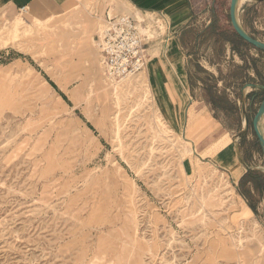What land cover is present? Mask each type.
I'll use <instances>...</instances> for the list:
<instances>
[{
  "label": "rangeland",
  "instance_id": "rangeland-1",
  "mask_svg": "<svg viewBox=\"0 0 264 264\" xmlns=\"http://www.w3.org/2000/svg\"><path fill=\"white\" fill-rule=\"evenodd\" d=\"M230 2L188 0L177 28L126 0H85L49 18V36L0 6V264H264V151L252 125L264 51L232 36ZM108 11L133 15L147 43L146 69L122 81L100 63ZM238 13L264 41V0ZM18 16L29 23L16 29ZM174 35L190 102L223 125L211 149L196 142L205 116L187 124L186 102L176 113L149 78ZM224 146L256 174L241 184L245 174L216 158Z\"/></svg>",
  "mask_w": 264,
  "mask_h": 264
},
{
  "label": "crops",
  "instance_id": "crops-1",
  "mask_svg": "<svg viewBox=\"0 0 264 264\" xmlns=\"http://www.w3.org/2000/svg\"><path fill=\"white\" fill-rule=\"evenodd\" d=\"M83 1L85 0H0V6L6 5L8 9L13 11H21L22 8H25L27 14L31 18L46 20L67 13L68 11L83 3ZM126 1L130 7L140 9L141 11L151 10L161 11V13H165L173 19V22H178L177 28H181L186 23V17L189 14L188 0ZM176 37L178 36L174 35L175 40H173L175 44V48L173 49L175 51V55L170 56L168 48L167 54H165V58L158 57L157 59H155L154 62L157 71L155 72V74H151L149 65V78L151 82L154 83V86L152 85L154 87V90L156 91L157 89H160L162 91V96L167 97L169 99V102H171L174 107L176 105L177 108L173 109V111H176V113L182 110L181 106H183L186 102L184 110L186 109V115H190V118H188L189 115L187 116V124L189 122V124H192L193 126L194 124H200L204 121H207L205 122V124H202V127H208L210 129L205 133L202 132L203 134L200 133V135L197 136L196 142H198V144L200 145L207 143L208 147L210 146L209 149H211L214 145L216 146L220 143L221 140H223L222 136L224 135L219 133H217L216 135L213 134L215 128H219L220 126V128L222 129L223 125L217 120H212L207 114L199 115L201 112V104L193 105V103L190 102L191 97H188L185 87V82L188 85V75L183 70L184 54L181 51L180 43L178 42L179 40H177L178 38ZM179 106L181 109H178ZM201 119H203L204 121ZM208 122L210 123V125H206L208 124ZM208 140L209 143L207 142ZM205 141L206 143H203ZM219 150H221V152L219 153L218 157H216L218 161L222 164L228 165L232 169L233 174L237 176V178H241L247 170L240 163V160L238 161L237 157H234V154L228 152L229 150L227 151L229 154L227 153V155H223L225 152V146ZM212 158L215 159L214 156H212ZM244 209L249 214L253 213L252 209L248 205H245Z\"/></svg>",
  "mask_w": 264,
  "mask_h": 264
},
{
  "label": "built area",
  "instance_id": "built-area-1",
  "mask_svg": "<svg viewBox=\"0 0 264 264\" xmlns=\"http://www.w3.org/2000/svg\"><path fill=\"white\" fill-rule=\"evenodd\" d=\"M99 48L100 63L110 80L131 78L147 67V43L133 15L108 11L99 29Z\"/></svg>",
  "mask_w": 264,
  "mask_h": 264
},
{
  "label": "water",
  "instance_id": "water-1",
  "mask_svg": "<svg viewBox=\"0 0 264 264\" xmlns=\"http://www.w3.org/2000/svg\"><path fill=\"white\" fill-rule=\"evenodd\" d=\"M263 1V0H258ZM238 2L239 0H231L230 7H229V17L231 24L233 26L234 32L239 35L245 42L249 43L250 45L254 46L257 49H260L264 51V41L255 38L251 36L242 26L240 18H239V8H238ZM264 88V85H263ZM264 117V99L261 102V105L258 108V111L256 112L255 116L252 119V125L254 132L262 146V149L264 151V135L260 130V124L262 122V119ZM249 119L248 116H246V124L248 125Z\"/></svg>",
  "mask_w": 264,
  "mask_h": 264
},
{
  "label": "bare ground",
  "instance_id": "bare-ground-1",
  "mask_svg": "<svg viewBox=\"0 0 264 264\" xmlns=\"http://www.w3.org/2000/svg\"><path fill=\"white\" fill-rule=\"evenodd\" d=\"M247 0H239V2H238V8L243 4V3H245ZM22 12H25L26 14H27V12H26V9L24 10V11H22ZM137 13H138V15H140V17L142 16L141 15V10L140 9H137ZM28 15V14H27ZM34 21H36L38 24H40L41 26L39 27L38 26V28L36 27H31L30 28V31H33V32H36L37 31V33H44L46 36H49V35H51V30H52V27L55 25L54 23L52 24V23H50V20L51 19H48V20H45V21H42V20H39V19H35V18H32ZM29 23V20H28V18H24L23 16H18V17H16V19H15V21H14V26H15V28L17 29V27H19L21 24H25V23ZM146 32V31H145ZM13 37L16 39L17 37H18V34L17 33H14V35H13ZM169 38H170V36H168ZM171 39V38H170ZM175 44H174V42L172 41V42H170V44H169V55L170 56H174L175 55V51L173 50L174 48H175V46H174ZM260 130H261V132L263 133V135H264V130H263V124H262V122H261V124H260ZM191 143V142H190ZM192 145V148L195 150V147H194V145L193 144H191Z\"/></svg>",
  "mask_w": 264,
  "mask_h": 264
},
{
  "label": "trees",
  "instance_id": "trees-1",
  "mask_svg": "<svg viewBox=\"0 0 264 264\" xmlns=\"http://www.w3.org/2000/svg\"><path fill=\"white\" fill-rule=\"evenodd\" d=\"M232 36L236 37V38H237L242 44H248V43L245 42L241 37H239V35H238L237 33L233 32V33H232ZM219 97L221 98V96H219ZM209 103L213 106V108H214L215 110H226V108L222 107V105L219 104L218 101H216V99L211 98V99L209 100ZM255 174H256V173H253V172H249V173L245 174V175L241 178V184L243 183V181H244V179H245L246 177L253 176V175H255ZM253 186H254V188H257L258 183L256 182V180H254V185H253ZM250 206H251V208H252L253 210H255V206H254L252 203H250Z\"/></svg>",
  "mask_w": 264,
  "mask_h": 264
}]
</instances>
